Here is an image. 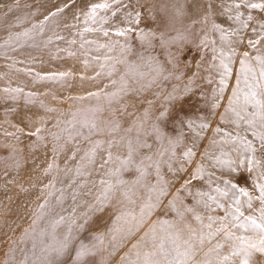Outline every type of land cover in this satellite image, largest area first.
Returning <instances> with one entry per match:
<instances>
[{
	"label": "snow or ice",
	"instance_id": "1",
	"mask_svg": "<svg viewBox=\"0 0 264 264\" xmlns=\"http://www.w3.org/2000/svg\"><path fill=\"white\" fill-rule=\"evenodd\" d=\"M80 2L78 7V0H61L42 12L44 5H38L18 18L21 30H9L0 43L5 60L23 63L17 53L63 42L58 29L67 30L81 38L82 49L89 46L85 56L104 52L91 58L94 75L80 79L108 80L103 92L69 97L81 107L60 111L51 129H5L3 135L16 144L2 146L4 157L16 170V145L25 135L45 148L50 139L52 161L70 152L67 159L75 165L66 160L61 170L50 161L43 168L50 179L41 184L42 202L19 237L20 243L30 240L31 248L9 238L3 264H112L117 256L116 264H264V0H185L191 26L168 35L139 29L150 13L141 0ZM28 19L31 26L24 28ZM90 33L119 39L98 43L85 39ZM132 35L142 51L129 42ZM157 40L163 60L153 54ZM193 47L198 55L189 59ZM26 58L35 60L30 52ZM70 75L37 73L33 80L63 85ZM171 80L181 86L164 93L162 85ZM153 89L163 98L155 116L145 110L127 126L115 112L101 120L103 108L84 103L101 95L109 105L129 95L157 97ZM2 91L5 100L23 96L25 112L34 99L20 87ZM40 107L56 111L42 102ZM60 171L72 177L70 210L63 206L65 189L56 188ZM93 172L97 179L77 183ZM103 214L112 224L98 232L93 224ZM41 223L45 227L37 230Z\"/></svg>",
	"mask_w": 264,
	"mask_h": 264
},
{
	"label": "rangeland",
	"instance_id": "2",
	"mask_svg": "<svg viewBox=\"0 0 264 264\" xmlns=\"http://www.w3.org/2000/svg\"><path fill=\"white\" fill-rule=\"evenodd\" d=\"M24 1L25 0H12L7 3L5 1L1 2L0 13H4L7 10V6H11L12 8L17 7L22 5ZM46 1L54 3L61 2V0ZM79 2L80 0H78L77 5L80 4ZM95 2L102 1L96 0ZM141 2L150 6V13L146 14V18L139 25V29L142 31H155L157 34L163 32L165 35H168L174 34L176 31L183 32L191 26V21L186 18L188 13L184 8L185 0H141ZM178 10H181L183 15H177ZM153 19H155L156 22H154ZM58 31L62 33L61 29H58ZM93 35L95 38L94 41L97 40L98 43H107L108 39H119L114 36L105 38L98 33H94ZM99 35L102 38L99 37ZM86 38L87 36H85V39ZM75 40V44H66L63 43L64 41L55 42L48 47L47 51H40L38 53L39 55L35 56V60H29L20 55H15V59L23 61V63H15L16 69L6 74L4 73L2 78L7 77L12 82H18L23 77L26 78V76H28V83L24 86L29 88L33 84V86H35V92L29 91L30 89L26 91V89L23 88L25 92L34 94V99L32 100V103L27 106V112H25V99L23 96L17 97L16 101L11 99L5 100L3 99L5 94L2 91L4 88L0 90V111L11 109L10 112L15 120V122H12L11 124L17 126L21 125L25 128V132L29 130L34 131L37 126H44L51 129L52 123L59 115L60 111L71 112L76 108L81 107L79 101L69 100V97L83 95L88 91H96L98 88L103 92L104 86L108 85V80L105 77H100L96 80L80 79L81 74L86 77L94 75L97 70V65L95 61L91 60V58L93 55L97 54L103 56V50H100L99 53L92 51L85 56L84 53L89 46L85 45V48L82 49L80 47L81 38H75ZM129 42L135 44L137 51H142L139 41L134 35L129 37ZM61 44L66 45L60 46ZM156 45L153 54L160 60H163L165 55L163 50L159 47L158 40L156 41ZM91 47L95 49L97 46L94 44ZM57 49H64V51H57ZM69 52L75 53V55H69ZM197 55L195 47H193L189 59ZM86 59L91 61L87 66L83 63ZM23 64L33 68L31 74H27L26 69L21 67ZM17 69H19V71ZM52 72H68L71 75L63 85L47 81L34 82L33 80L32 82L31 80V77L33 78L34 74ZM181 83L182 82L176 80L168 81L162 85L163 92L166 93L170 91L173 86H181ZM112 90V87L109 85L107 91ZM153 91L158 93L157 97H153L150 92L144 93L143 96L129 95L123 97L119 102H113L109 105L105 101L103 95H101L99 99L85 101L84 103L103 108V112L100 113L101 120L110 119L115 112L116 115L121 116L126 122L125 126H127V123L131 122L136 117L141 116L145 110H150L153 113V116H155L156 110L163 104V98L162 94H160L157 89H153ZM149 100L155 105L154 108L150 109L148 104ZM41 102L44 106L54 108L56 111L51 113L46 112L44 108L40 107ZM17 105L19 106V112L16 111ZM125 106H127V112L123 111ZM25 116L31 119V124H29V119L24 118ZM15 131L16 129L13 127L12 132ZM16 135L21 134L16 132ZM44 135H46V133H44ZM34 140V137L29 138L26 135L21 136V143L16 145L19 148V152L15 155L14 159L19 161L21 166L18 171L12 167V160L5 159L4 148L2 147L5 144L15 145L16 142L11 136L5 137L3 133L0 132V264H3V252L5 251L9 238L17 240V247L21 248L20 244L22 243L19 242L21 232L31 224L36 206L42 202L41 184L47 183L48 179H50V177H44L41 174L46 164L51 161L54 166L58 164L61 170L65 168L66 160L68 167L72 168L75 165V161L67 159L70 152L62 153L58 160L52 161L53 153L50 139L46 141V148L43 144H35ZM6 167L7 173L5 171ZM53 175H56V173L53 172ZM13 178L15 182H10ZM70 179H72L71 176H65L63 171H60L59 182L57 183L56 188H64L65 195L70 196L71 199L72 190L67 187ZM92 179H97L95 172L92 173L91 177L85 173L82 177L76 178L77 183H90V180ZM111 224L112 220L110 215L103 214L95 219L93 228L98 232H104L109 226H111ZM121 226H126L123 221L121 222ZM118 259L119 256L112 261V264H116V260Z\"/></svg>",
	"mask_w": 264,
	"mask_h": 264
},
{
	"label": "bare ground",
	"instance_id": "3",
	"mask_svg": "<svg viewBox=\"0 0 264 264\" xmlns=\"http://www.w3.org/2000/svg\"><path fill=\"white\" fill-rule=\"evenodd\" d=\"M4 1L7 3V2L12 1V0H0V3L4 2ZM42 1H44V2H42ZM101 1L104 2V0H101ZM41 2L44 5L43 8L39 9V11H41V12L44 11L45 9L53 8L54 6L59 4V2L54 3V2L46 1V0H25L22 5L17 6V7H13L12 8L13 10L11 12H8L6 10L4 13L3 12L0 13L1 14L0 15V43H2L4 41V39L7 37V35L9 34V30H11L12 32L20 31L21 30L20 27L16 26L18 18H24V17L28 16L31 12L37 11L38 10L37 6L42 4ZM79 3L80 4L77 5V6L81 7L82 4H81V2H79ZM34 19L38 20V19H40V16H36ZM31 23H32V19L25 20V22L23 23V27L24 28H28V27L31 26ZM61 30H62V33H60V34L62 36H65V40H64L63 43L68 44V41L70 39L73 40L75 38H79L78 36H74V35L70 34V32L67 31V30H63V29H61ZM72 32H75V29H73ZM98 34L102 35L101 33H98ZM100 35H99V37H101ZM86 36H87L86 39L95 40L93 33L86 34ZM66 44H61L60 46H65ZM55 46H57V45H55ZM47 49L48 48H45V49H25L24 54L17 53V55H20V56L26 58L27 53L30 52L31 55L35 57L36 55H39L38 53L40 51H42V50L47 51ZM2 53H3V50H0V90L5 88V87L11 86V87H20L22 89L24 88V89H26V91H28V89H30L29 91L35 92V86H33V84L29 88L24 86V85H26V83H28V80H27L28 76H26V78L23 77L18 82H12L7 77L6 78H2V75L4 76V73L6 74V73L14 71L16 69V64H14L12 62V60H5L3 58V54ZM9 65H11V67ZM21 67H23L26 70L28 68H30V67L26 66L25 64H23V66H21ZM31 70H33L32 67H31ZM35 76H36V74L33 75V77H35ZM31 80L33 82V78L32 77H31ZM19 101H21V100H19ZM12 122H15V120H14L10 110L4 109V111H0V130H1L0 132L4 133L5 129H7V131L9 133L12 132L13 131V127H12L13 124H11ZM19 126H21V125H19ZM53 202H55V201H53ZM63 206H64L65 209H68V210L71 209V207H72V199H70V196L65 195V201H64V205ZM44 227H45V225L43 223H41V224H39L37 226V230H39L40 228H44ZM20 246H21V248H31V241L29 240L26 243H22V244H20Z\"/></svg>",
	"mask_w": 264,
	"mask_h": 264
}]
</instances>
